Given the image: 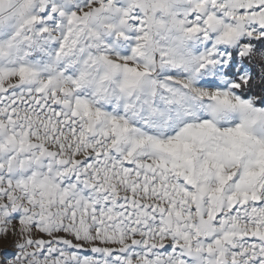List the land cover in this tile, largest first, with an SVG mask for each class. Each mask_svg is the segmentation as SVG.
Listing matches in <instances>:
<instances>
[{"label":"snow or ice","instance_id":"obj_1","mask_svg":"<svg viewBox=\"0 0 264 264\" xmlns=\"http://www.w3.org/2000/svg\"><path fill=\"white\" fill-rule=\"evenodd\" d=\"M0 264H264V0H0Z\"/></svg>","mask_w":264,"mask_h":264}]
</instances>
